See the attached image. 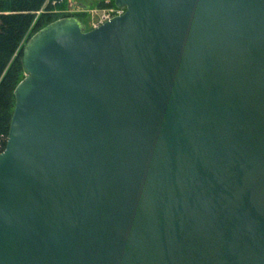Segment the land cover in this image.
I'll list each match as a JSON object with an SVG mask.
<instances>
[{
  "label": "water",
  "instance_id": "water-1",
  "mask_svg": "<svg viewBox=\"0 0 264 264\" xmlns=\"http://www.w3.org/2000/svg\"><path fill=\"white\" fill-rule=\"evenodd\" d=\"M23 50L0 264H264V0H115Z\"/></svg>",
  "mask_w": 264,
  "mask_h": 264
},
{
  "label": "trees",
  "instance_id": "trees-1",
  "mask_svg": "<svg viewBox=\"0 0 264 264\" xmlns=\"http://www.w3.org/2000/svg\"><path fill=\"white\" fill-rule=\"evenodd\" d=\"M46 2L47 0H0V152L7 143L15 106L14 91L24 78L23 50L31 38L27 35L31 29L39 31L47 26L49 14L53 15H37L43 7L51 11V6L46 5Z\"/></svg>",
  "mask_w": 264,
  "mask_h": 264
},
{
  "label": "rangeland",
  "instance_id": "rangeland-1",
  "mask_svg": "<svg viewBox=\"0 0 264 264\" xmlns=\"http://www.w3.org/2000/svg\"><path fill=\"white\" fill-rule=\"evenodd\" d=\"M46 5L51 6V11H47L43 7L37 12V15L53 13V15L49 14L48 24L51 21L54 22V20L62 18L66 14H72L76 15L81 22L84 31L91 30L95 25L100 24L104 15L118 13L115 0H47ZM36 32L31 29L27 37L30 38ZM24 41L26 42L27 40ZM22 76H25V73Z\"/></svg>",
  "mask_w": 264,
  "mask_h": 264
},
{
  "label": "built area",
  "instance_id": "built-area-1",
  "mask_svg": "<svg viewBox=\"0 0 264 264\" xmlns=\"http://www.w3.org/2000/svg\"><path fill=\"white\" fill-rule=\"evenodd\" d=\"M116 10L118 11V13H116V14H113V15H110V14H108V15H104V17H103V21H102L100 24L95 25V27H98L99 25H101V24L104 23L105 21H107V20L113 18L114 16L121 15V14H123V13L125 12V9H122V8H119V7H118Z\"/></svg>",
  "mask_w": 264,
  "mask_h": 264
},
{
  "label": "flooded vegetation",
  "instance_id": "flooded-vegetation-1",
  "mask_svg": "<svg viewBox=\"0 0 264 264\" xmlns=\"http://www.w3.org/2000/svg\"><path fill=\"white\" fill-rule=\"evenodd\" d=\"M72 16H73V17H76V15L66 14V15L62 16V18H63V17H72ZM76 18H77V17H76Z\"/></svg>",
  "mask_w": 264,
  "mask_h": 264
}]
</instances>
